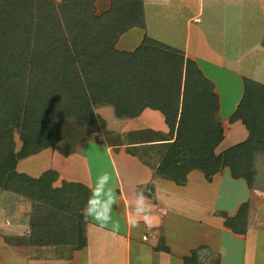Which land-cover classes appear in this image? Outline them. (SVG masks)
<instances>
[{
    "label": "crops",
    "instance_id": "0c3cea01",
    "mask_svg": "<svg viewBox=\"0 0 264 264\" xmlns=\"http://www.w3.org/2000/svg\"><path fill=\"white\" fill-rule=\"evenodd\" d=\"M51 1L55 5L62 2ZM141 2L144 26L125 30L114 47L131 52L147 36L197 64L218 97L216 117L223 138L215 154L247 140L245 123L230 121L243 102L251 118L249 126L263 128L254 130L253 139L262 149L252 154L250 181L232 177L227 166L210 180L202 171L190 170L182 185L160 177L156 173L160 150L172 141L163 115L146 107L136 117L117 118L112 106L96 105L93 112L104 126L98 118L95 125L75 121L77 140L69 152L51 146L18 159L15 165L17 173L32 178L54 171L53 189L74 185L67 207L83 218L63 215L61 209L0 187V264H138L141 254L144 264H184V257H193L189 264H229V253H239L237 264H264V90H254L262 98L253 92L244 97L245 79L264 86V0ZM110 3L95 0V14L108 10ZM14 144L17 151L21 141ZM103 170L114 176L117 204L113 219L120 222L118 232L82 214L90 195L88 186ZM140 190L159 221L152 228L142 219L135 227L128 223L131 201ZM83 198L85 203L80 206ZM242 204L247 206L244 227L239 222L234 231L226 221L236 216ZM79 221L84 237L81 246ZM42 229H54L50 235L61 237L46 240Z\"/></svg>",
    "mask_w": 264,
    "mask_h": 264
},
{
    "label": "trees",
    "instance_id": "16d2710c",
    "mask_svg": "<svg viewBox=\"0 0 264 264\" xmlns=\"http://www.w3.org/2000/svg\"><path fill=\"white\" fill-rule=\"evenodd\" d=\"M94 1L62 0L55 5L51 0H0V187L66 209L74 185L53 189L54 171L32 178L17 173L15 165L20 158L55 147L58 124L95 125L98 118L104 126L93 112L96 105L112 106L117 118L136 117L146 107L163 115L172 141L156 168L160 177L182 185L190 170H200L210 180L227 166L232 177L249 182L252 154L262 149L253 139L254 130L263 128L249 126L243 102L230 121L245 123L247 140L215 154L223 129L212 81L182 52L147 36L131 52L117 50L121 33L144 26L142 2L111 0L109 9L96 15ZM244 87L246 98L255 89L264 90L248 79ZM254 94L262 98V93ZM14 133L21 141L17 151ZM246 210L242 204L226 225L234 231L239 222L244 227ZM77 226L81 246L80 221ZM41 232L46 240L61 237L50 235L54 229ZM192 259L184 257V264Z\"/></svg>",
    "mask_w": 264,
    "mask_h": 264
},
{
    "label": "clouds",
    "instance_id": "9594fccd",
    "mask_svg": "<svg viewBox=\"0 0 264 264\" xmlns=\"http://www.w3.org/2000/svg\"><path fill=\"white\" fill-rule=\"evenodd\" d=\"M118 179V175L116 176ZM113 173L103 170L99 171L94 183L89 185L90 195L87 199L82 214L85 219L91 218L102 227H111L113 232L120 230L119 220L113 219V208L117 204L116 190L113 187ZM133 213L128 217V223L135 227L142 219L148 228L156 226L159 221L152 212L153 208L143 190L138 191L131 201ZM144 255L137 257L138 264H144Z\"/></svg>",
    "mask_w": 264,
    "mask_h": 264
},
{
    "label": "rangeland",
    "instance_id": "374dc122",
    "mask_svg": "<svg viewBox=\"0 0 264 264\" xmlns=\"http://www.w3.org/2000/svg\"><path fill=\"white\" fill-rule=\"evenodd\" d=\"M74 128H76V126L74 125V122L73 123L72 122H70V123L63 122L62 124H58L56 126L57 141L55 143V147L58 148L61 152H64V153L69 152L71 150V148L73 147L74 142L77 140L76 129H74ZM88 132L93 133V131H88ZM77 133L79 134V131ZM80 134H82V133H80ZM80 134H79V136H80ZM13 138L15 141H19L17 133L13 134ZM164 152H165V150H160V156H159L160 158L163 157ZM101 162H104V158L101 159ZM32 202L39 204V202H37V201L32 200ZM67 208L62 210L60 213H62L63 215L72 214V213L74 215H78V214H76L77 213L76 210L71 213L70 207L68 206ZM236 252H238V248H235V253ZM238 256H239V253L238 254H232L231 256L229 253L226 257V261L229 260V262H230L229 264H237L236 261H238Z\"/></svg>",
    "mask_w": 264,
    "mask_h": 264
}]
</instances>
